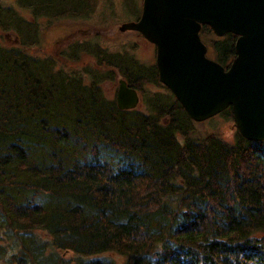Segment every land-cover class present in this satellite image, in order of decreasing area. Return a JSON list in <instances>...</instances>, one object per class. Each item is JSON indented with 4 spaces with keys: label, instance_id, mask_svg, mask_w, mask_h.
<instances>
[{
    "label": "trees",
    "instance_id": "trees-1",
    "mask_svg": "<svg viewBox=\"0 0 264 264\" xmlns=\"http://www.w3.org/2000/svg\"><path fill=\"white\" fill-rule=\"evenodd\" d=\"M14 3L30 18L0 0V33L16 41H0V262L67 264L70 252L75 264H264V141L195 138L156 65L129 51L68 36L30 53L42 21L89 19L96 0ZM200 30L227 69L236 37ZM83 55L95 66L58 65ZM116 77L141 108L105 95ZM219 115L233 119L231 107Z\"/></svg>",
    "mask_w": 264,
    "mask_h": 264
},
{
    "label": "water",
    "instance_id": "water-1",
    "mask_svg": "<svg viewBox=\"0 0 264 264\" xmlns=\"http://www.w3.org/2000/svg\"><path fill=\"white\" fill-rule=\"evenodd\" d=\"M134 22L118 28L139 32L155 46L159 81L193 122H205L231 107L238 133L264 141V0H143ZM202 25L216 37H236L235 58L225 69L207 57ZM121 111L134 110L138 92L118 81Z\"/></svg>",
    "mask_w": 264,
    "mask_h": 264
},
{
    "label": "rangeland",
    "instance_id": "rangeland-1",
    "mask_svg": "<svg viewBox=\"0 0 264 264\" xmlns=\"http://www.w3.org/2000/svg\"><path fill=\"white\" fill-rule=\"evenodd\" d=\"M143 0H133L129 13L126 14L124 10V0H96L97 8L96 13L89 17V19H67L57 20L56 22L42 21L40 25L41 33L45 37L44 41L39 46L30 50L33 56H43L49 52H54L56 44L62 39L82 40L88 41V43H97L104 45L110 51L124 52L129 51L135 58L141 63L155 64V46L149 43L143 38L139 32L125 31L120 32L118 28L123 22H134V15L141 13V5ZM2 4H12L14 7L16 4L14 0H1ZM16 8V7H15ZM17 9V8H16ZM20 15H23L29 20L30 15L24 10L17 9ZM43 31V32H42ZM1 43L6 46H12L15 44V38L5 36L0 33ZM63 41V40H62ZM208 49V48H207ZM207 57L210 59V53H207ZM212 60V59H211ZM58 65L66 69H75L80 71L84 67H94L95 61L92 57L87 55L81 56L79 63L67 62L66 60L57 57ZM121 78L116 77L115 81L104 82L102 89L105 95L109 99H115L117 93L118 81ZM142 107V101L139 103L138 108ZM237 132L233 119L226 120L219 114L212 117L205 122H196L195 124V138H205L207 135H214L219 137L226 144H232L234 142V136ZM264 234H259V238H263ZM64 260L68 261L67 264H75L73 254L66 252L61 255ZM120 261L114 254L107 255ZM0 264H6L0 262Z\"/></svg>",
    "mask_w": 264,
    "mask_h": 264
}]
</instances>
